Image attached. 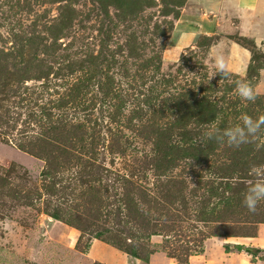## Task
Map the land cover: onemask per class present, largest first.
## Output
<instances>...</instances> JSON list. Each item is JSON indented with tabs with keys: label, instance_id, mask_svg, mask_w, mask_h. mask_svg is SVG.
<instances>
[{
	"label": "rangeland",
	"instance_id": "obj_1",
	"mask_svg": "<svg viewBox=\"0 0 264 264\" xmlns=\"http://www.w3.org/2000/svg\"><path fill=\"white\" fill-rule=\"evenodd\" d=\"M184 2L0 0V264H93L91 244L109 264H188L205 244L264 260L221 243L264 224V202L242 203L264 131L196 143L264 115V36H232V76L209 81L215 36L178 42ZM128 237L139 258L113 243Z\"/></svg>",
	"mask_w": 264,
	"mask_h": 264
},
{
	"label": "crops",
	"instance_id": "obj_2",
	"mask_svg": "<svg viewBox=\"0 0 264 264\" xmlns=\"http://www.w3.org/2000/svg\"><path fill=\"white\" fill-rule=\"evenodd\" d=\"M181 16L184 20L178 25V42L192 44L199 36H215L205 48L204 59L209 64H212V57L218 49L222 51L227 64L231 61L239 49L232 36L249 38L254 44L259 43L261 36H264V33L258 36L255 30L257 25L258 30L264 31V0H185ZM54 222L50 221L52 225ZM44 234L47 235L46 232ZM221 241L229 244L230 248L232 245H241L264 250V224L258 225L254 236H237ZM92 246L85 255L92 261L109 264L91 256ZM159 264L173 263L161 260ZM188 264H264V260L239 257L232 251L219 252V248L205 244L203 251L192 256Z\"/></svg>",
	"mask_w": 264,
	"mask_h": 264
},
{
	"label": "clouds",
	"instance_id": "obj_3",
	"mask_svg": "<svg viewBox=\"0 0 264 264\" xmlns=\"http://www.w3.org/2000/svg\"><path fill=\"white\" fill-rule=\"evenodd\" d=\"M181 53L184 52L182 50H177L176 52V59L179 63ZM212 61V70L209 73V81L217 76L223 77L224 79H229L232 76V72L227 65L222 51L219 49L216 50L212 57ZM234 84V94L242 101L254 102L259 95V93L243 79L234 81ZM239 119V123L223 129L216 124L210 126L203 132L202 136L196 140V143L202 144L204 141L214 140L230 147L239 148L242 145L252 143L254 138L264 131V115H259L256 118H253L245 114ZM256 174V170L254 169L252 175L256 176ZM261 202H264V178L249 180L242 201L244 207L250 213H255Z\"/></svg>",
	"mask_w": 264,
	"mask_h": 264
},
{
	"label": "trees",
	"instance_id": "obj_4",
	"mask_svg": "<svg viewBox=\"0 0 264 264\" xmlns=\"http://www.w3.org/2000/svg\"><path fill=\"white\" fill-rule=\"evenodd\" d=\"M233 38L234 39H239V38H246V37H239V36H233ZM212 42V41H211ZM211 42H209L207 45H206V47L211 43ZM252 42V41H251ZM253 43V42H252ZM254 44V43H253ZM43 175H49V172L48 171H44L43 173H42ZM52 216V218H54V219H58V215L57 214H53V215H51ZM264 222V221H263ZM70 223H72V222H70ZM70 225H72V224H70ZM257 229V228H256ZM256 234V230H255V232H253L252 234H250V233H248V234H241V235H239V236H254ZM99 234L98 235H96V236H94L93 238H96V239H99ZM133 237H136V236H133ZM109 241H113L114 239H112V238H110V237H108L107 238ZM128 241H126V239L125 240H120V239H118V240H115L116 242H113L115 245H116V247L118 248V249H120L122 252H124L126 255H129V256H132L133 258H139V256H138V254H137V251L135 250V248H136V246H135V244L134 243H132L131 242V238L130 237H128ZM232 247H234L236 250H238V251H240V250H244V251H246V252H248V251H250V252H257L259 249L258 248H253V247H249V246H241V245H232ZM223 248L225 249V250H228L229 248H230V246H229V244H224L223 245ZM186 258H185V260L183 261V263L182 264H186ZM93 264H103V263H100V262H98V261H94L93 262Z\"/></svg>",
	"mask_w": 264,
	"mask_h": 264
}]
</instances>
